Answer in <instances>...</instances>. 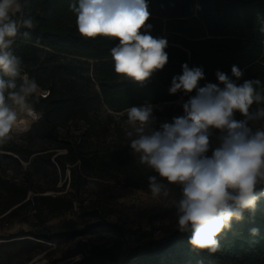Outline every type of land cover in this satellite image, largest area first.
<instances>
[{"label":"trees","instance_id":"obj_1","mask_svg":"<svg viewBox=\"0 0 264 264\" xmlns=\"http://www.w3.org/2000/svg\"><path fill=\"white\" fill-rule=\"evenodd\" d=\"M72 2L21 0L23 16L33 19L34 28L22 29L30 31V38L18 35L13 45L14 54L23 61L24 71L47 92L45 97L33 102L42 118L31 125L28 133H33L53 151L64 150V154L53 160L61 174L67 165L71 166L72 189L79 185L75 177L79 170L138 190L149 189L148 177L155 173L116 149L84 153L80 141L62 138L59 133L69 122L75 119L88 122L100 106L118 114L132 106L172 103L180 97L186 102L188 95L169 91L172 78L182 74L185 63L189 68L203 69L201 87L208 82L218 83L217 71L231 77L233 65L244 73L237 83L259 79L264 85V0H147L151 13L147 21L152 26L150 34L167 39L169 60L143 86L130 79L122 81L115 73L110 49L116 46L117 40L86 39L80 35L76 15L69 7ZM16 18L20 19L21 14ZM190 95H195V91ZM54 155L55 152L45 153L30 161L29 178L43 175L47 167L54 169L50 163ZM30 192L32 196L28 197ZM43 193L40 187L32 189L0 178L1 219L26 222L28 217H20V214L27 209L39 219L61 216L72 209L73 200L68 196ZM254 227L259 229L255 237L250 234ZM100 228L95 225L73 231L59 227L50 234L42 230L35 236L41 240L61 239L99 233ZM190 235L177 228L167 230L159 238L143 233L132 247L116 241L107 248L93 249L83 262L264 264V199L258 202L254 216L246 214L242 221H233L231 230L218 238L220 250L217 253L208 255L193 249L188 242Z\"/></svg>","mask_w":264,"mask_h":264},{"label":"clouds","instance_id":"obj_2","mask_svg":"<svg viewBox=\"0 0 264 264\" xmlns=\"http://www.w3.org/2000/svg\"><path fill=\"white\" fill-rule=\"evenodd\" d=\"M69 7L82 37L118 41L110 55L115 73L124 79L143 86L168 63L167 39L150 34L147 0H73ZM18 13L21 18L14 19ZM33 28V19L23 16L21 0H0V148L42 118L33 102L46 92L13 52L18 35L30 38V31L22 29ZM231 73L217 71L218 83L201 87L203 69L182 65L169 91L189 99L182 104L183 115L158 129L153 105L127 109L131 153L155 173L148 177L151 195L168 197L171 185L179 187V198L171 201L176 228L190 232L189 244L208 255L220 250L218 238L231 230L233 221L254 216L264 199V85L259 79L237 83L244 73L236 65ZM250 234L258 236L259 229Z\"/></svg>","mask_w":264,"mask_h":264},{"label":"rangeland","instance_id":"obj_3","mask_svg":"<svg viewBox=\"0 0 264 264\" xmlns=\"http://www.w3.org/2000/svg\"><path fill=\"white\" fill-rule=\"evenodd\" d=\"M121 80L127 79L121 76ZM183 102L185 100L180 97L172 103L153 105L155 127L158 129L160 124L171 123L174 117L183 115ZM126 121L127 111L117 114L100 106L88 122L75 119L61 128L59 133L62 138L80 141L84 153L116 149L142 168H147L131 153L130 140L125 135L128 130ZM216 143L213 137V147ZM45 148L47 150L43 152ZM52 152L55 155L51 157L50 163L55 168L47 167L43 175L29 178L30 161L38 155ZM64 153V150L53 151L33 133L28 132L16 136L13 141L0 148V178L32 189L40 187L44 191L42 195H66L73 200V207L69 212L56 217L43 216L41 221L33 217L34 212L30 209L20 214V217H28L26 222L20 219H1V216L0 264H70L69 260L74 264H85L83 260L90 257L93 249L107 248L116 241H120L122 246L125 244L132 247L143 233H151L154 238H159L167 230L176 229L171 201L179 198L178 186L170 187L168 197L154 198L149 189L124 188L121 183L79 170L75 174L79 185L72 189L71 166L67 165L61 174L53 160L55 156ZM90 184L95 187H88ZM30 196L32 192L29 193L28 197ZM95 225L101 226L99 233L50 240L37 239L35 236L42 230L50 234L59 227L80 231ZM82 240H86L87 244Z\"/></svg>","mask_w":264,"mask_h":264},{"label":"built area","instance_id":"obj_4","mask_svg":"<svg viewBox=\"0 0 264 264\" xmlns=\"http://www.w3.org/2000/svg\"><path fill=\"white\" fill-rule=\"evenodd\" d=\"M46 92V91H45ZM47 94V92H46ZM46 96V95H45ZM45 96H42V97H45ZM82 242L86 245L87 244V241L86 240H82Z\"/></svg>","mask_w":264,"mask_h":264},{"label":"crops","instance_id":"obj_5","mask_svg":"<svg viewBox=\"0 0 264 264\" xmlns=\"http://www.w3.org/2000/svg\"><path fill=\"white\" fill-rule=\"evenodd\" d=\"M19 14V13H18ZM14 18V17H13ZM17 19V18H16Z\"/></svg>","mask_w":264,"mask_h":264}]
</instances>
